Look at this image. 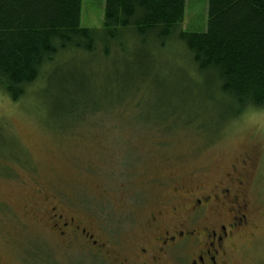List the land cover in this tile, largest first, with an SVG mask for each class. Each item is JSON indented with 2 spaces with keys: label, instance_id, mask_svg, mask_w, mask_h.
Instances as JSON below:
<instances>
[{
  "label": "rangeland",
  "instance_id": "1",
  "mask_svg": "<svg viewBox=\"0 0 264 264\" xmlns=\"http://www.w3.org/2000/svg\"><path fill=\"white\" fill-rule=\"evenodd\" d=\"M208 1L187 0L184 32L206 31ZM104 10L83 0L82 28L102 29ZM130 35L61 53L18 102L0 91L1 263L37 264L42 241L59 264L85 257L38 229L46 197L125 242L158 210L180 209L181 188L220 187L238 191L252 224L233 264H264V110L234 117L183 44Z\"/></svg>",
  "mask_w": 264,
  "mask_h": 264
},
{
  "label": "trees",
  "instance_id": "2",
  "mask_svg": "<svg viewBox=\"0 0 264 264\" xmlns=\"http://www.w3.org/2000/svg\"><path fill=\"white\" fill-rule=\"evenodd\" d=\"M186 3L105 0L103 28L92 30L81 26L83 0H0V91L18 102L61 53H94L98 43L107 50L129 33L142 43L183 44L234 117L264 110V0H209L203 33L182 30Z\"/></svg>",
  "mask_w": 264,
  "mask_h": 264
},
{
  "label": "flooded vegetation",
  "instance_id": "3",
  "mask_svg": "<svg viewBox=\"0 0 264 264\" xmlns=\"http://www.w3.org/2000/svg\"><path fill=\"white\" fill-rule=\"evenodd\" d=\"M178 193L180 209L158 210L151 215L143 236L132 234L133 239L125 242L110 237L99 222L84 220L56 204L47 208L51 204L48 197L35 203L34 209L47 219L38 223L39 230L62 241L66 253L81 251L85 255L80 262L73 259L69 264H233L237 238L252 227L242 196L220 187L181 188ZM43 242L31 253L37 264H59L51 246Z\"/></svg>",
  "mask_w": 264,
  "mask_h": 264
}]
</instances>
